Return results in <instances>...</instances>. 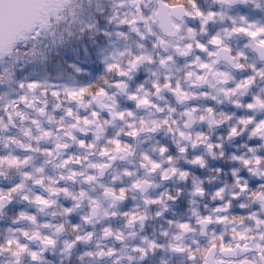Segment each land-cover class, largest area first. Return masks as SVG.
I'll return each instance as SVG.
<instances>
[{
  "label": "clouds",
  "instance_id": "clouds-1",
  "mask_svg": "<svg viewBox=\"0 0 264 264\" xmlns=\"http://www.w3.org/2000/svg\"><path fill=\"white\" fill-rule=\"evenodd\" d=\"M0 264H264V0H57L0 47Z\"/></svg>",
  "mask_w": 264,
  "mask_h": 264
},
{
  "label": "water",
  "instance_id": "water-1",
  "mask_svg": "<svg viewBox=\"0 0 264 264\" xmlns=\"http://www.w3.org/2000/svg\"><path fill=\"white\" fill-rule=\"evenodd\" d=\"M47 2L57 0H0V47L14 41Z\"/></svg>",
  "mask_w": 264,
  "mask_h": 264
},
{
  "label": "flooded vegetation",
  "instance_id": "flooded-vegetation-1",
  "mask_svg": "<svg viewBox=\"0 0 264 264\" xmlns=\"http://www.w3.org/2000/svg\"><path fill=\"white\" fill-rule=\"evenodd\" d=\"M239 10L240 11H250L249 9H245L242 5L239 6ZM253 15H256V14L253 13Z\"/></svg>",
  "mask_w": 264,
  "mask_h": 264
},
{
  "label": "snow or ice",
  "instance_id": "snow-or-ice-1",
  "mask_svg": "<svg viewBox=\"0 0 264 264\" xmlns=\"http://www.w3.org/2000/svg\"><path fill=\"white\" fill-rule=\"evenodd\" d=\"M214 42H218V41H214ZM183 227H187V225H183Z\"/></svg>",
  "mask_w": 264,
  "mask_h": 264
}]
</instances>
